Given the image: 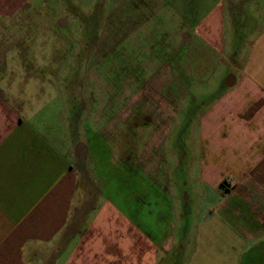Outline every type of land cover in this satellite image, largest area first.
I'll return each mask as SVG.
<instances>
[{"label": "crops", "instance_id": "1", "mask_svg": "<svg viewBox=\"0 0 264 264\" xmlns=\"http://www.w3.org/2000/svg\"><path fill=\"white\" fill-rule=\"evenodd\" d=\"M31 1L0 0V264H264V0L179 20L170 68L160 73L171 78L164 93L176 92L177 106L187 96L185 108L197 110L183 152L197 196L194 225L178 246L167 224L184 216L166 168L143 170L145 196L132 211L129 196L112 192L130 183L129 152L116 169L109 138L94 129L83 136L67 122L65 89L50 83L62 48L17 31L35 11Z\"/></svg>", "mask_w": 264, "mask_h": 264}, {"label": "rangeland", "instance_id": "2", "mask_svg": "<svg viewBox=\"0 0 264 264\" xmlns=\"http://www.w3.org/2000/svg\"><path fill=\"white\" fill-rule=\"evenodd\" d=\"M235 3L244 9L253 6L249 0H33L29 4L34 5V13L25 19L27 24L17 28L31 42L49 40L52 48H62L65 60L60 68L51 70L50 83L65 89L61 110L67 122L76 121L83 136L94 129L102 139L109 138L116 169L129 152L124 162L130 183L112 192L118 197L129 196L132 211L145 196V190L137 186V181L145 179L144 171L153 174L157 165L160 170L166 168L164 181L173 183L172 192L178 200L173 206L184 216L167 224V239L176 246L177 241L182 242V231L190 233L194 225L197 196L183 152L191 132L186 120L197 110L192 105L185 108L187 96L177 99V106L176 92L164 93L160 87L169 88L171 78L160 77V73L170 68L173 38L181 32L179 20L188 25L212 6ZM66 21L67 26L60 25ZM63 38L65 41L59 42ZM93 48L90 55L87 50ZM162 135H168L163 143L159 142ZM160 143L162 147L157 149ZM172 154L179 156L174 165L169 162ZM102 194L92 196L97 204L86 211L89 216L99 211ZM116 208H122L121 204ZM177 255L183 262L180 252Z\"/></svg>", "mask_w": 264, "mask_h": 264}]
</instances>
